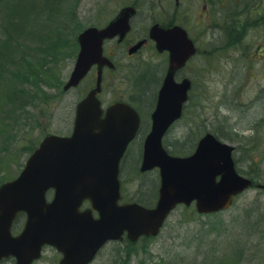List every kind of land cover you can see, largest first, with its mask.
Segmentation results:
<instances>
[{
	"label": "rangeland",
	"instance_id": "obj_1",
	"mask_svg": "<svg viewBox=\"0 0 264 264\" xmlns=\"http://www.w3.org/2000/svg\"><path fill=\"white\" fill-rule=\"evenodd\" d=\"M55 1L59 7L54 6L48 14L49 35L59 36L58 26L67 24L72 29L61 36L64 42L60 47H51L46 55L32 52L31 68L21 71L20 68L7 67L5 71L9 74H1L6 78L15 73L13 81L18 89L15 94L7 95L5 81L0 88V97L4 98L0 109L12 110L7 116L0 112V183L18 174L30 150L45 134L67 135L71 132L76 102L87 92L93 78L91 71L77 87L62 90L77 54L76 35L82 28L104 25L121 6L130 1L137 6L139 14L135 19L136 27L142 30H146L153 21H166L168 18L164 14L174 12V0ZM179 1L180 7H183L184 0ZM205 1L196 0L195 5L191 6L196 10ZM236 1L235 4L232 1L229 3L232 5L230 9L227 7L226 17L230 11L243 14L242 6L237 5L242 0ZM245 1H248V5L254 4L252 0ZM23 2L32 3V0H16L18 5ZM209 2L212 6L210 14L217 20V34V30L223 28L220 25L217 27L223 22V12L219 11L222 6L217 0ZM70 10L77 15L76 23L67 18L66 11ZM29 13L23 15L14 9L7 15L5 10L0 9V46L7 40L8 44H14L12 39L16 40V48L21 42L29 46L41 45L38 42L41 39L37 37L24 38L26 29L21 30L23 17H36L34 10H29ZM255 24L251 23L253 28L248 31L254 40L259 31V22ZM73 31H77L74 41ZM196 31L201 50L207 49L208 46L202 47L208 40L207 29ZM215 38L221 39L222 34ZM250 43L245 50L246 57H229L227 61L225 58L228 56H225L220 44H216V48L222 50H214L212 47L207 50L209 53L195 56L185 70L193 80L192 94L182 118L165 138L170 143L187 138V147H190L194 135L198 136L206 130H217L224 141L237 146L234 154L241 172L256 182L264 183V72H260V69L264 70V60L256 58L258 54ZM24 54H27L26 51ZM24 54L21 49L16 57L19 63L24 59ZM125 56L124 53L117 58L116 71L107 73V79L115 77L112 82L104 84L101 97L104 104L116 98L138 102L136 95L141 91V83L145 79L149 93L142 90L140 103L135 108L143 111L147 109L143 113L147 118L148 111L153 107L151 104L160 78L157 69L160 68L161 57L151 47H145L137 56ZM150 66L153 67L148 72ZM142 136L143 131L129 152L128 158L132 162L125 160L122 166L123 192L126 197L133 199L137 195L154 196L151 187L152 184L156 186L154 172L141 176L136 173L139 163L135 161L139 157ZM148 241L145 245V241H141L135 247V261L138 262L133 264H264V190L248 188L235 199L230 208L215 214L198 215L193 204L189 207L178 205L171 211L160 233Z\"/></svg>",
	"mask_w": 264,
	"mask_h": 264
},
{
	"label": "water",
	"instance_id": "obj_2",
	"mask_svg": "<svg viewBox=\"0 0 264 264\" xmlns=\"http://www.w3.org/2000/svg\"><path fill=\"white\" fill-rule=\"evenodd\" d=\"M133 13V7H124L105 27L89 26L77 35L79 50L63 89L76 86L95 63L96 85L76 104L71 134L46 135L17 177L0 185V258L11 254L18 264H29L39 255L41 245L50 243L76 264H85L105 240L120 237L124 231L132 240L157 234L179 202L189 205L195 200L198 212H213L228 207L233 195L252 185L251 179L236 171L233 146L210 132L187 157L169 155L162 146V136L180 117L191 85L187 77L176 82L174 72L196 49L180 26L163 29L154 24L149 35L158 51L170 52V65L151 114L140 170L159 168L158 201L153 208L117 204L119 162L135 136L139 116L124 102H115L103 111L96 94L103 65L112 66L102 55V42L116 34L122 37L129 30ZM50 189L53 196L48 201L46 192ZM84 200L99 212V219L92 218L91 209L79 210ZM20 211L27 216L25 226L19 235L12 236L10 226Z\"/></svg>",
	"mask_w": 264,
	"mask_h": 264
},
{
	"label": "flooded vegetation",
	"instance_id": "obj_3",
	"mask_svg": "<svg viewBox=\"0 0 264 264\" xmlns=\"http://www.w3.org/2000/svg\"><path fill=\"white\" fill-rule=\"evenodd\" d=\"M232 1L233 4L237 3L236 0H217L219 4H221L222 7L219 8V11L223 12V22H220L219 25L223 27L221 30H217V34H215L216 30V22L215 18L213 19L210 11L212 10L211 3L209 0L202 3V5L198 6L196 10L194 9L196 0H184V6L180 7V1L174 0V12L164 14L168 19L166 21L160 19L153 21L149 27L153 23H159L161 26L168 28L172 27L175 24H178L182 26L192 38V40L195 42L198 50L200 51L201 46L199 43V36L196 30L200 28H206L207 29V38L206 46L209 44L214 47V43H218L222 46L225 56H228V58H225V60L229 61L230 58H233L235 56H241L245 54L246 47L248 46V42L250 41V45L254 46L253 49H255V52H260L259 55L260 59L264 60V0H252L254 1V4H247L248 1L242 0L237 5H241L243 8V14H235L237 11H230L229 15L226 17V13L228 11L227 7L230 9L229 4ZM132 4L136 8L135 14L132 16L130 20V31L121 39L119 40V36H115L112 39H108L104 41V47L103 52L104 54L110 58L113 63V68H108L107 66L103 69L102 74V93L104 91V84L109 81L112 82L114 77L110 79H107V73L112 74L111 71L115 70L118 66L117 64V58L122 56V54H126L125 57H134L137 56L145 47H151L152 50L155 49V43L153 40L149 38V27L146 30H142L136 27V17L139 14V11L137 9V6L135 2L130 1L128 4ZM179 11V12H178ZM181 11V13H180ZM194 11H196L195 16H193ZM221 18V17H220ZM222 19V18H221ZM220 19V20H221ZM253 21V22H252ZM259 22L258 26V34L257 38L251 39L250 35H248V31L253 28V25ZM256 25V24H255ZM251 26V27H250ZM196 32V34H195ZM222 34V38H215L216 36H220ZM212 40H214L212 42ZM142 42L141 47L132 54L128 53V50L132 48L137 42ZM220 41L222 43H220ZM205 48V47H203ZM202 52H206V49L201 50ZM154 52V51H153ZM160 58V65L163 72V77L166 74V71L169 66V54L168 52L162 51L159 53ZM194 61L193 57L189 59L185 66L175 73V79L180 80L186 75V68L190 63ZM96 67L93 68L95 70ZM264 69V68H263ZM261 74L264 72V70L260 69ZM162 77V79H163ZM101 94V93H100ZM99 94V95H100ZM156 95L153 96L154 103L153 107L156 101ZM150 107V106H149ZM150 114L151 111H148L147 118L148 121L146 122V128L148 131L150 129ZM142 122V121H141ZM126 158L129 157V150L124 155ZM142 157V152L140 154V158ZM129 159V158H128ZM142 184V183H141ZM140 184V185H141ZM126 197L125 192L122 193V197L120 202H127L129 201ZM87 206V203H86ZM85 207V206H84ZM94 216H97V213H94ZM25 214L19 213L16 215L13 225H12V232L13 234H17L21 231L24 225L25 221ZM150 240L148 237H141L138 238L136 241H131L128 239L125 235H123L120 239H109L107 240L99 249L96 251V253L91 257V259L88 261L87 264H133L137 263L138 261H135L136 258V252L135 247L141 242L145 241L144 245L147 244ZM63 259V254L53 245H44L41 248V255L38 259L34 260L31 264H62L61 261ZM78 262H75L72 257H66L64 264H76ZM0 264H16V260L13 257H6L0 259Z\"/></svg>",
	"mask_w": 264,
	"mask_h": 264
},
{
	"label": "trees",
	"instance_id": "obj_4",
	"mask_svg": "<svg viewBox=\"0 0 264 264\" xmlns=\"http://www.w3.org/2000/svg\"><path fill=\"white\" fill-rule=\"evenodd\" d=\"M71 1V0H68ZM78 0H76L77 2ZM75 2V3H76ZM54 6H58L59 4H56L55 0H32V3H21L18 5L16 3V0H8L7 2L2 1L0 2V9L1 11L5 10L7 12V15L9 12H12L14 9H18L21 11L23 15H30L29 10H34L36 12V17H23L21 21V30L26 29L24 32V38L26 37H37L41 39V42L38 41L40 46H33L31 45L32 42H30L29 46L25 42H21L17 45V48L15 47V39H12V42L14 44H8L9 40H7L6 43L2 44L0 46V88L3 85V82L5 81L6 83V94L7 95H12L17 92V86L14 83V78L16 77L15 73H12L10 76L4 78L1 76L2 72L6 74H9L7 71V67H14V68H20L21 71L26 69V68H31V57H32V52L35 54H40L42 52L44 55L48 53L51 49V47H60L61 44L64 42V40H61V36H63L64 33H68L72 27L67 26L65 24L64 26L60 27L58 26V34L59 36H50L49 32V23H50V17H49V12L50 9L54 8ZM59 13V12H58ZM53 14V11H52ZM67 18L72 23H76V14H72V10L66 11ZM0 20H2L0 18ZM0 29H2V26H0ZM66 29L68 31H66ZM77 31L72 32V37L73 41L75 40V35ZM3 35L6 33H2ZM34 42V41H33ZM47 45V46H46ZM23 49V54H24V59L20 61V63L17 61V55L20 52V50ZM22 54V52L20 53ZM147 77V76H146ZM145 77V78H146ZM27 85V84H26ZM24 87V85H23ZM141 92L142 90L146 92V94L149 93V90L147 88V85H145V79H143L141 83ZM3 99L0 97V106L3 104ZM8 109H0V112L3 115H8L9 113L12 112V110L7 111ZM218 136H222V134H219L217 130H214ZM223 137V136H222ZM189 138V137H188ZM181 144L178 145L176 143H171V144H166V147L168 148L169 152L171 153H177V154H186L190 151L191 146H193L194 142H191V146L187 147V138L183 141H180ZM237 162V160H236ZM150 185V184H149ZM151 186V185H150Z\"/></svg>",
	"mask_w": 264,
	"mask_h": 264
}]
</instances>
